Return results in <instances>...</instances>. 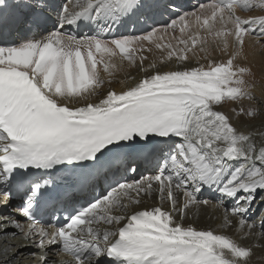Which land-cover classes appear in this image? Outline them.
<instances>
[{"label":"snow or ice","instance_id":"obj_1","mask_svg":"<svg viewBox=\"0 0 264 264\" xmlns=\"http://www.w3.org/2000/svg\"><path fill=\"white\" fill-rule=\"evenodd\" d=\"M179 7L0 0V264H251L243 241L264 240V99L245 47L264 49V0ZM164 13L176 18L157 27ZM177 29L176 44L160 42ZM144 42L176 67L145 66ZM120 72L136 82L102 91ZM146 197L161 206L129 212ZM202 205L223 207L219 227L236 238L185 223Z\"/></svg>","mask_w":264,"mask_h":264},{"label":"bare ground","instance_id":"obj_2","mask_svg":"<svg viewBox=\"0 0 264 264\" xmlns=\"http://www.w3.org/2000/svg\"><path fill=\"white\" fill-rule=\"evenodd\" d=\"M261 14L259 10L251 13V15H259ZM249 14L245 13L244 16H248ZM179 37V35H178ZM245 52L248 57V63L252 66L255 76L253 78H249L250 84L254 85V95L257 100L264 99V49H261L259 47L254 48L251 44V42H248L245 47ZM162 55H165L161 51H158L155 53V61L157 62L158 68L161 70H166L167 68H175V58H173V61H166L164 63H160L162 59ZM189 57L191 59V54H189ZM213 58L219 62L220 60V54L213 53ZM193 63L187 64V66L192 67L195 66L196 62L194 59H191ZM125 65H127V61L124 62ZM150 62H147V65ZM207 61L201 60V64H206ZM184 65H181L183 67ZM102 69V65H98V70ZM126 72L129 76H135L137 79L142 78L145 74L140 73L137 71V68L135 66H130L126 68ZM125 78V73L120 72L117 75V78L112 81L111 84L106 83L102 91H107L108 88H113L116 91H121L122 89L126 88L130 84H134L135 80H129L127 83H121L122 80ZM248 101H245L242 105H238V107H245L247 108L249 106ZM252 106H256L255 102H252ZM232 107L231 104H227L224 106L225 111H230V108ZM254 124L259 125L260 121L259 119L253 121ZM239 126V125H238ZM244 131H247V126L243 127ZM148 198V197H146ZM149 201L141 202L139 205H132L129 208V212L133 213L137 210H140L142 208H151L156 205H158V199L155 197H149ZM165 205V204H164ZM163 205V206H164ZM191 216V220L189 218ZM224 216V208L219 207L215 208L212 205L208 206H200L199 209L193 208L189 214L188 218L185 220V223H192L196 228L198 229H207V230H214L216 234H226L233 238H236V234L232 231H229L228 229H221L219 225L222 223ZM94 227H99L102 231L105 228H111L112 226H104L103 224L100 225H94ZM257 234L259 232V227L254 230ZM245 246H251L253 249L252 257H251V264H264V240H259L256 235H253L247 240L243 241ZM62 257H58L60 259ZM66 259V258H64Z\"/></svg>","mask_w":264,"mask_h":264},{"label":"rangeland","instance_id":"obj_3","mask_svg":"<svg viewBox=\"0 0 264 264\" xmlns=\"http://www.w3.org/2000/svg\"><path fill=\"white\" fill-rule=\"evenodd\" d=\"M176 38H178V36H176ZM219 54V53H218ZM186 64H191L193 63L191 59H189L188 61L185 62ZM191 219V216L189 217Z\"/></svg>","mask_w":264,"mask_h":264}]
</instances>
